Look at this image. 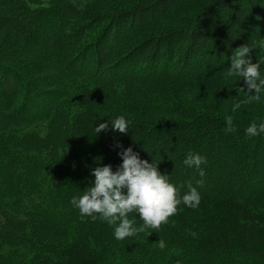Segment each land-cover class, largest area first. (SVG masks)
I'll return each instance as SVG.
<instances>
[{
    "label": "trees",
    "instance_id": "trees-1",
    "mask_svg": "<svg viewBox=\"0 0 264 264\" xmlns=\"http://www.w3.org/2000/svg\"><path fill=\"white\" fill-rule=\"evenodd\" d=\"M173 3L189 11L173 16ZM0 7L28 19L10 30L0 15V73L16 85L0 87V101L9 99L0 106V264H264V133L244 131L264 118V103L233 112L243 81L225 76L245 44L264 68V0H0ZM243 12L257 22L254 39L236 28ZM86 54L91 72L75 71ZM109 57L112 69L125 65L131 75L107 78L104 89L95 75ZM134 69L155 79L134 81ZM118 115L127 133L110 125L96 133ZM117 143L159 163L178 196L201 178L182 163L186 154L204 156L199 206L181 203L150 230L128 213L138 231L123 240L107 222L81 216L71 198L91 186L92 169L115 171Z\"/></svg>",
    "mask_w": 264,
    "mask_h": 264
},
{
    "label": "clouds",
    "instance_id": "clouds-1",
    "mask_svg": "<svg viewBox=\"0 0 264 264\" xmlns=\"http://www.w3.org/2000/svg\"><path fill=\"white\" fill-rule=\"evenodd\" d=\"M252 48L242 45L235 49L231 56V67L225 72L228 78L236 77L243 81L238 93H243L244 98L232 105V111L236 112L242 105L254 101L264 103V74H262L261 62L252 61ZM226 131H233V117L226 118ZM111 126L113 131L127 133L128 121L124 115H118L111 122L99 123L96 133L106 130ZM249 137L264 133V118L259 122L252 121L244 129ZM119 149L117 155L121 163L115 171L112 165L97 166L92 169L91 175L94 181L90 187L82 191V194L73 195L70 203L79 210L81 216H89L93 220L101 219L113 226V236L117 240L137 233L136 215L128 218V213L139 214V221H142V228H159L167 222V219L176 213L177 206L183 203L187 207L196 208L199 206L201 196L198 187L205 183L204 168L206 158L199 153L189 151L182 163L195 168L200 179L196 180V186L191 181L187 182V191L178 196L179 189L170 182L167 173L158 170V164L152 161L141 159L138 152L131 146L125 148L117 143ZM160 246L164 247L161 241Z\"/></svg>",
    "mask_w": 264,
    "mask_h": 264
},
{
    "label": "rangeland",
    "instance_id": "rangeland-1",
    "mask_svg": "<svg viewBox=\"0 0 264 264\" xmlns=\"http://www.w3.org/2000/svg\"><path fill=\"white\" fill-rule=\"evenodd\" d=\"M188 11H189L188 7L187 6L184 7L183 6V3L180 4V5H179V3L178 4L177 3H173L172 6L170 7V10H169V12H171L173 16H175V15H181V16H183V15H185L184 13H187ZM15 12H16V15L9 16L8 13H6V9L0 7V15L1 16H4V17H7V23H8V26L10 27V30L13 27V25H15L16 22H24L25 23L28 20L26 18L27 15L23 14L21 11L15 10ZM242 15H245V16H240L239 22H238V24H236V28L238 29L239 33L244 34L249 39H254L255 37L258 36V34L256 33V31L253 30V26L257 24L256 20L254 19V17L252 15H249L248 12H245V14L243 12ZM166 24L167 23L163 22V24H161L160 27L163 26V25H166ZM210 27H211V24H210ZM31 29H32V27H31ZM33 29L35 31H39V27H37V24L34 25ZM149 29L150 28H148L147 30H149ZM42 32H41L42 36L45 37V38H48L53 33V28L52 27H46V28L43 29ZM137 34H140V33H137ZM137 34L134 33L132 37H135ZM26 35L27 34H25V33L19 34L18 36L15 35L14 36V39H13L14 40L13 42L14 43H17V44L22 43L24 41ZM118 46H120V45L118 44L116 47H118ZM251 56H252L253 63H255L256 62L255 61V58L253 57V55H251ZM108 59L106 58L104 60V62H103V65L104 66H101L96 71V75H95V78L96 79H99L101 81V85L104 86V89L105 88L108 89L107 88V85L108 86L111 85V83H107V81H108L107 78H112V79H114V81H116V80H119V79L123 78L124 76H126V75H124L126 72H127V74L131 72V69L128 68L127 66H125V65L119 71L118 70H115V69H112V67H113L112 66L113 63L111 62V59L112 58H110V61H108ZM92 60H93V58L90 57L89 54H86V57H84V59L81 61L82 64H83V66L81 68H76L74 70L75 71L76 70L77 71H81L82 73H89V72H91V69H92V64H91L92 63ZM172 70H173V67L170 68L169 74H171L170 72ZM161 72H162V68H159L156 73L160 74ZM262 74H264V68H262ZM130 75H131V73H130ZM133 75H134V81H139L142 84H143V82H150L151 80H154L155 79V78L149 79L147 75H144V76L142 74L140 75L137 69H134L133 70ZM12 77L13 76L10 75V74L9 75H4L3 73H0V81H1V83H0L1 86L0 87H2V89H4V88H7V87L9 88L10 86H14L15 85V82L12 79ZM168 78L169 79H167V80H170L172 77L169 76ZM233 94L235 95L236 93H233ZM8 100H6V98H4L2 96L1 97V101H0V106L2 107L3 105H5V103ZM35 101H36L35 104L39 108L43 109L44 112L47 111V110H49L48 109L49 107H46L39 99H37V100L35 99ZM3 113H2V115H3ZM3 126H4V121L1 119V116H0V128L3 127ZM11 178H12V176L5 177V175H3V178L2 179L3 180L4 179L6 180V179H11ZM21 178L26 179L22 174H21ZM21 182H23V180ZM148 230H150V228Z\"/></svg>",
    "mask_w": 264,
    "mask_h": 264
}]
</instances>
